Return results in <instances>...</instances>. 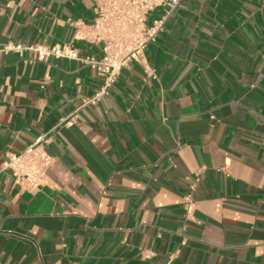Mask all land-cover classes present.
<instances>
[{"label": "crops", "instance_id": "crops-1", "mask_svg": "<svg viewBox=\"0 0 264 264\" xmlns=\"http://www.w3.org/2000/svg\"><path fill=\"white\" fill-rule=\"evenodd\" d=\"M96 5L0 0V46L99 59L73 38ZM145 58L87 102L96 68L0 53V264H264V0H183ZM48 131L28 192L2 162Z\"/></svg>", "mask_w": 264, "mask_h": 264}, {"label": "built area", "instance_id": "built-area-1", "mask_svg": "<svg viewBox=\"0 0 264 264\" xmlns=\"http://www.w3.org/2000/svg\"><path fill=\"white\" fill-rule=\"evenodd\" d=\"M183 0H96L95 17L91 23L74 22L76 31L73 38L91 45H99L102 56L96 59L92 55L82 56L71 43L40 46L8 43L0 46V53L15 52L23 57L28 50L37 53L38 60L49 56L63 57L80 61L96 68L103 74L102 88L87 102L100 96L118 78L122 68L131 62L146 66L145 49L153 42L169 14ZM156 8L163 13L148 22V17ZM71 118L66 119V124ZM48 132L37 136L32 143L19 152L6 154L2 169L9 170L14 183L28 192H36L44 184L47 170L54 158L46 151ZM184 208L188 218H192L194 200L192 194L184 196Z\"/></svg>", "mask_w": 264, "mask_h": 264}]
</instances>
